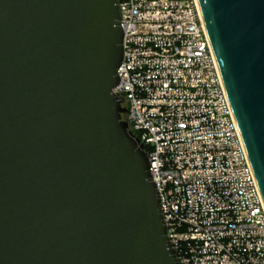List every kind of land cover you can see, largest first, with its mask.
Returning a JSON list of instances; mask_svg holds the SVG:
<instances>
[{
    "label": "water",
    "instance_id": "water-1",
    "mask_svg": "<svg viewBox=\"0 0 264 264\" xmlns=\"http://www.w3.org/2000/svg\"><path fill=\"white\" fill-rule=\"evenodd\" d=\"M119 0H0V264H179L113 89ZM264 203V0H197Z\"/></svg>",
    "mask_w": 264,
    "mask_h": 264
},
{
    "label": "built area",
    "instance_id": "built-area-1",
    "mask_svg": "<svg viewBox=\"0 0 264 264\" xmlns=\"http://www.w3.org/2000/svg\"><path fill=\"white\" fill-rule=\"evenodd\" d=\"M118 9L113 91L143 144L179 264H264V203L197 0Z\"/></svg>",
    "mask_w": 264,
    "mask_h": 264
},
{
    "label": "rangeland",
    "instance_id": "rangeland-1",
    "mask_svg": "<svg viewBox=\"0 0 264 264\" xmlns=\"http://www.w3.org/2000/svg\"><path fill=\"white\" fill-rule=\"evenodd\" d=\"M126 104V103H125Z\"/></svg>",
    "mask_w": 264,
    "mask_h": 264
},
{
    "label": "trees",
    "instance_id": "trees-1",
    "mask_svg": "<svg viewBox=\"0 0 264 264\" xmlns=\"http://www.w3.org/2000/svg\"><path fill=\"white\" fill-rule=\"evenodd\" d=\"M123 116V115H122Z\"/></svg>",
    "mask_w": 264,
    "mask_h": 264
}]
</instances>
